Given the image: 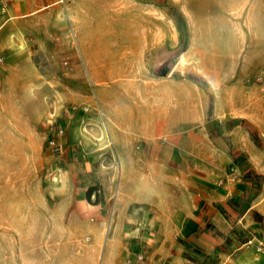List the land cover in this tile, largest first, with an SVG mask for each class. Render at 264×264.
<instances>
[{
	"label": "crops",
	"instance_id": "0c3cea01",
	"mask_svg": "<svg viewBox=\"0 0 264 264\" xmlns=\"http://www.w3.org/2000/svg\"><path fill=\"white\" fill-rule=\"evenodd\" d=\"M7 2L0 13V137L6 105L26 113L19 105L30 101L42 105L37 121L54 114L46 124L57 121L65 133L60 152L47 156L43 207L25 219L15 209L9 242L0 205V264H264L256 249L264 239V148L243 125L264 136L255 96L221 106L230 91L220 96L207 68L213 101L196 80L173 74L182 63L164 64L167 50H158L151 72L144 49L116 55L98 40L82 42L72 79L71 69L59 71L58 57L73 55L71 9L82 0ZM236 34L252 41L236 55L255 49L251 26ZM75 83L82 105L63 101L53 109L47 91L57 87L65 96ZM233 164L236 180L228 176ZM116 167L113 190L108 169Z\"/></svg>",
	"mask_w": 264,
	"mask_h": 264
},
{
	"label": "rangeland",
	"instance_id": "374dc122",
	"mask_svg": "<svg viewBox=\"0 0 264 264\" xmlns=\"http://www.w3.org/2000/svg\"><path fill=\"white\" fill-rule=\"evenodd\" d=\"M74 1L78 3L79 0ZM250 26L259 37L255 49L248 55H236L238 49L252 44L250 40L236 38L239 35L236 33L241 34ZM95 40L103 50L111 44L116 55L123 50L137 54L144 49L143 63L151 68V72H154L158 50L160 53L167 50L164 64L170 67L181 62L182 68L173 74L196 80L206 90L210 101H213L214 93L206 74H202L204 68L212 72L215 91L220 96L226 95V88L230 91L221 100V106L231 100L238 104L242 97L250 94L260 102L259 107L264 113V0H82V8L75 6L71 9L73 55L58 57L59 71L63 67L71 69L73 79V60L82 62V42L89 44ZM192 46L199 54L191 51ZM211 48L223 50L224 54H202ZM68 60L72 63L67 64ZM130 77L127 72L126 78ZM58 90L56 87L47 91L46 97L54 102L53 109L63 101L74 106L82 105V87L78 83L67 91L65 89V96ZM16 106L13 103L6 105V136L0 137V205L7 209V229L11 234H8V242L15 234L9 224L19 218L14 216L15 209L21 210L25 219L35 218L30 215L32 208L43 207L40 197L46 192V161L48 153L52 152L48 135L51 125L46 123L54 114L40 122L36 116L42 113V105L33 101L19 105L28 107L26 113ZM31 112L35 119L22 122L21 116L26 119ZM244 122L254 141L264 148L261 140L264 136H259ZM3 143L6 144L5 150H2ZM108 170L115 176V190L121 169ZM7 250L12 255L14 248L8 247Z\"/></svg>",
	"mask_w": 264,
	"mask_h": 264
},
{
	"label": "built area",
	"instance_id": "2783aa9c",
	"mask_svg": "<svg viewBox=\"0 0 264 264\" xmlns=\"http://www.w3.org/2000/svg\"><path fill=\"white\" fill-rule=\"evenodd\" d=\"M7 0H0V13L7 7ZM264 72V70H263ZM50 136H49V145L53 152H60L61 144L59 142L60 137H62L65 133V128L62 125H59L57 121H52L50 123ZM238 166L236 164L231 165L230 170L228 172V176L231 180H236L238 178ZM251 242V240L249 241ZM257 251H264V239H261L257 246Z\"/></svg>",
	"mask_w": 264,
	"mask_h": 264
}]
</instances>
